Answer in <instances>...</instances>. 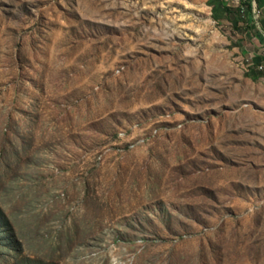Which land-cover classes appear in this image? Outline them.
I'll return each instance as SVG.
<instances>
[{
  "label": "rangeland",
  "instance_id": "1",
  "mask_svg": "<svg viewBox=\"0 0 264 264\" xmlns=\"http://www.w3.org/2000/svg\"><path fill=\"white\" fill-rule=\"evenodd\" d=\"M258 9L0 0V264H264Z\"/></svg>",
  "mask_w": 264,
  "mask_h": 264
},
{
  "label": "crops",
  "instance_id": "2",
  "mask_svg": "<svg viewBox=\"0 0 264 264\" xmlns=\"http://www.w3.org/2000/svg\"><path fill=\"white\" fill-rule=\"evenodd\" d=\"M258 3H259V6H260V12L262 10V13H263V17H262V25L264 27V0H258ZM263 31H264V28H263Z\"/></svg>",
  "mask_w": 264,
  "mask_h": 264
},
{
  "label": "built area",
  "instance_id": "3",
  "mask_svg": "<svg viewBox=\"0 0 264 264\" xmlns=\"http://www.w3.org/2000/svg\"><path fill=\"white\" fill-rule=\"evenodd\" d=\"M255 12L257 11V14L260 13V10H254ZM259 67H262V65H260Z\"/></svg>",
  "mask_w": 264,
  "mask_h": 264
},
{
  "label": "trees",
  "instance_id": "4",
  "mask_svg": "<svg viewBox=\"0 0 264 264\" xmlns=\"http://www.w3.org/2000/svg\"><path fill=\"white\" fill-rule=\"evenodd\" d=\"M247 4H248V7H251V2H247Z\"/></svg>",
  "mask_w": 264,
  "mask_h": 264
}]
</instances>
